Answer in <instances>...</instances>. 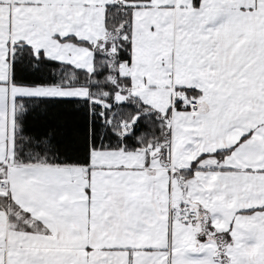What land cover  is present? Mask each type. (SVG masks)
<instances>
[{
    "label": "snow or ice",
    "instance_id": "6c2138e0",
    "mask_svg": "<svg viewBox=\"0 0 264 264\" xmlns=\"http://www.w3.org/2000/svg\"><path fill=\"white\" fill-rule=\"evenodd\" d=\"M0 264H264V0H0Z\"/></svg>",
    "mask_w": 264,
    "mask_h": 264
}]
</instances>
